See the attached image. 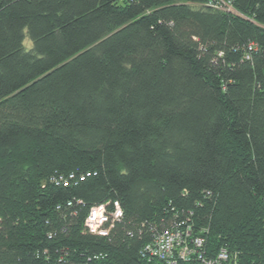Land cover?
<instances>
[{
	"label": "trees",
	"instance_id": "obj_1",
	"mask_svg": "<svg viewBox=\"0 0 264 264\" xmlns=\"http://www.w3.org/2000/svg\"><path fill=\"white\" fill-rule=\"evenodd\" d=\"M172 227L264 264V0H0V264H165Z\"/></svg>",
	"mask_w": 264,
	"mask_h": 264
},
{
	"label": "built area",
	"instance_id": "obj_2",
	"mask_svg": "<svg viewBox=\"0 0 264 264\" xmlns=\"http://www.w3.org/2000/svg\"><path fill=\"white\" fill-rule=\"evenodd\" d=\"M85 176L71 173L68 177L57 176L52 180L55 186L68 188L74 182L84 181ZM85 222L89 234L107 237L115 223L124 219L119 202H114L112 208L109 205H99L91 208ZM155 239L144 250L145 256L150 261L158 260L165 264H226L232 262L238 264L236 257L227 249L218 252L215 257H208L205 253L206 239L194 237L191 229L182 230L180 227H172L169 231L155 233Z\"/></svg>",
	"mask_w": 264,
	"mask_h": 264
},
{
	"label": "rangeland",
	"instance_id": "obj_3",
	"mask_svg": "<svg viewBox=\"0 0 264 264\" xmlns=\"http://www.w3.org/2000/svg\"><path fill=\"white\" fill-rule=\"evenodd\" d=\"M211 1H214V0H211ZM218 6V5H217ZM219 8L221 9V10H224V11H226V10H228V11H233L234 12V10H232L231 9V7L229 6V5H225V4H220L219 5Z\"/></svg>",
	"mask_w": 264,
	"mask_h": 264
}]
</instances>
